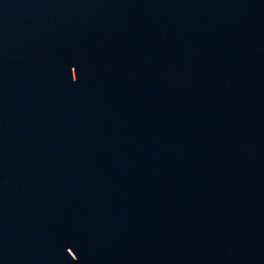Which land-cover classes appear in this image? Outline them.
<instances>
[{"label":"water","instance_id":"water-1","mask_svg":"<svg viewBox=\"0 0 264 264\" xmlns=\"http://www.w3.org/2000/svg\"><path fill=\"white\" fill-rule=\"evenodd\" d=\"M0 264H264V0H0Z\"/></svg>","mask_w":264,"mask_h":264},{"label":"snow or ice","instance_id":"snow-or-ice-1","mask_svg":"<svg viewBox=\"0 0 264 264\" xmlns=\"http://www.w3.org/2000/svg\"><path fill=\"white\" fill-rule=\"evenodd\" d=\"M75 74H76V70H75Z\"/></svg>","mask_w":264,"mask_h":264}]
</instances>
